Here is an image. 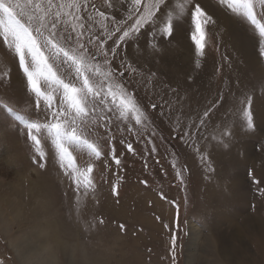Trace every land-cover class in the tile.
I'll return each instance as SVG.
<instances>
[{"label": "rangeland", "instance_id": "rangeland-1", "mask_svg": "<svg viewBox=\"0 0 264 264\" xmlns=\"http://www.w3.org/2000/svg\"><path fill=\"white\" fill-rule=\"evenodd\" d=\"M205 9L216 22L208 27V43L199 69L194 66L195 49L185 31L187 24L174 33V38L161 40L158 52L145 50L151 39L147 31L126 48L128 59L136 62L145 74L155 73L157 91L146 93L140 87L138 96L142 103L159 105V96L163 95L165 100L172 101L173 111L147 107L156 135L146 133L152 141L148 143L125 133L123 139L133 144L131 153L126 143L119 142L120 133H115L116 154L122 164L118 167L109 160L108 168L98 162L94 169L95 199L88 197L81 209L84 220H96L95 230L87 236L75 217L69 219L75 203L69 182L66 179L60 182L59 170L51 160L46 170L34 166L26 138L10 127V121L0 118V264H22L14 248L16 243L23 245V257L35 264L41 261L39 251L45 252L49 245L54 249V264H172L173 234L177 236L175 264H188L193 230L199 232L200 238L197 264H232L220 253L217 243L218 238L231 235L229 220L244 224L259 217L264 222V195L258 191L264 188V182L253 183V178L264 181V150L260 148L264 144V72L257 76L247 63L251 54L263 66L264 59L259 57L258 34L245 21L237 17L242 23L239 26L246 27L247 31L242 30L249 34L252 52L249 54L237 43L236 33L231 34L215 12ZM106 11L115 12L117 18L125 15V8L119 5ZM9 57L22 77V92L19 96L15 88L10 89L11 68L2 66L0 61V70L8 73L0 79V100L20 108L29 102L26 79L18 60ZM245 92L253 93L254 131L242 129L231 111ZM214 101L217 107L200 129L197 140H181L172 130L177 116L187 123L189 117L196 119ZM224 131L231 135L218 142ZM153 144L156 152L150 154ZM174 159L182 166L183 183L172 167ZM113 184H118L116 195L111 191ZM231 184L236 186L233 188ZM212 189L220 191L217 196ZM176 205H179L178 219ZM52 231L56 235L54 244L47 240V232ZM248 234L244 246L231 239L242 252L241 264L264 261L251 233ZM48 253H43V258Z\"/></svg>", "mask_w": 264, "mask_h": 264}, {"label": "snow or ice", "instance_id": "snow-or-ice-1", "mask_svg": "<svg viewBox=\"0 0 264 264\" xmlns=\"http://www.w3.org/2000/svg\"><path fill=\"white\" fill-rule=\"evenodd\" d=\"M217 2L258 34L259 57L264 59V0ZM117 5L125 8L121 18L106 11ZM215 22L200 0H0V49L18 60L29 97L20 108L0 100V118L10 121V127L26 138L34 166L46 170L51 160L59 170L60 182H69L75 196L69 219L75 217L85 236L96 228V220H84L81 209L88 197L95 199L97 163L102 162L105 168L109 160L118 167L122 164L116 154L115 133H120L119 142L126 143L131 153L133 144L123 139L125 133L148 143L152 141L145 134L151 131L152 136L156 135L147 107L173 111L172 101L163 95L159 96V105L142 103L140 87L146 93L157 91L155 73L145 74L128 59L126 48L147 31L151 39L145 50L158 52L161 40L174 38V33L187 24L185 31L195 49L194 66L199 69L208 43V27ZM7 75V71L0 70V79ZM169 91L174 93L175 89ZM252 103L253 93L245 92L231 109L240 127L248 131L255 128ZM216 107L214 101L196 119L189 117L187 123L177 116L172 130L181 140L196 141ZM230 135L222 132L218 142ZM260 148L264 150V144ZM196 151L200 153L199 147ZM154 152L153 144L150 154ZM200 159H204L202 153ZM172 167L183 183L182 166L174 159ZM262 182L253 178L257 185ZM117 189L118 184H113L114 195ZM258 191L264 195V188ZM176 210L178 219L179 205ZM99 223L103 224V219ZM176 243L173 234L172 264Z\"/></svg>", "mask_w": 264, "mask_h": 264}, {"label": "bare ground", "instance_id": "bare-ground-1", "mask_svg": "<svg viewBox=\"0 0 264 264\" xmlns=\"http://www.w3.org/2000/svg\"><path fill=\"white\" fill-rule=\"evenodd\" d=\"M201 2L204 4L205 8H208L209 11H212L213 13L215 12L217 14L218 19H220L221 23L224 26H226L225 28H227V30L231 34L234 33V32L236 33L235 36L237 38V43L239 44L241 49L247 54L252 53L251 52V45H250V42H249V39H248V35L249 34H248V32L246 33L244 31V30H246V27L244 28L242 26V28L244 29V30H242V28L239 26L241 22L237 19V17L233 16L227 9L219 6L217 0H213V2H212L213 4L210 2V0H200V3ZM0 53H1L0 61H1L2 66H5L6 68H11V73H10V78H9V85L12 88H10V89H14L15 88L16 91H18L16 93L20 96L21 92H22L21 86L23 85V81L21 79L22 77H20V73H18V71H16L14 69V65L12 63V60L9 57V55L7 54V52L5 51V49H0ZM247 63L252 68V70L255 71V74L257 76L259 75V73L261 74L262 72H264V66L261 63L258 62L257 58L254 55L251 54V56H249V58L247 59ZM234 186H236V185H234ZM234 186H233V188H234ZM48 187L51 188V190L54 189L53 186H51L50 184H48ZM48 187H47V189H48ZM236 191H237V188H236ZM214 192H215V194L217 196V193L220 192V191H218L217 193H216V191H214ZM214 192H212V193L214 194ZM219 195H220V193H219ZM237 197H239V196H237ZM219 198H221V197H219ZM219 198L217 197V199H219ZM215 203H217V202H215ZM1 209L2 208L0 206V220L2 219V211H1ZM241 211H242V209H241ZM225 217H223V218H225ZM229 217H226V218L229 219ZM256 217H258V215ZM258 218L257 219L256 218H254V219L251 218L252 220L250 222H249V219L247 218L248 220L244 224H239V222L235 223V222H233L234 219L231 218L229 220V222H231V223H229V226H228V227L232 228L231 235L230 236L224 235L221 238H218L217 243H218L219 251H221L220 253H222V255H224V256H227L232 261V264H241V260H239V255H242V252H241L240 248H238L239 246L238 247L234 246L237 242L233 245V242H231V239L234 240V241L239 240L240 241L239 243H241V245L244 246L245 243H246L245 242L246 233L248 234V232L251 233L250 235H252L251 236L252 239L255 240L256 248L258 250H260V255H261L260 257L264 260V222L262 221L263 219L261 220V219H258ZM236 219H237V217H236ZM251 228H252V230H251ZM255 233H256V236H255ZM198 234H199L198 231L193 230L192 235H191V239H190V242H189L190 255H189L188 264H195L197 262L196 260H198V250H199L198 247H199V244H200V241H199L200 238H198ZM47 236H48L47 240H50L53 244L56 242V238H55L56 235H55V233L53 231L51 233L47 232ZM43 238H42V241L45 242L44 240H46L47 237L45 236V239H43ZM50 246L51 245H49L48 248L45 247V249H44V251L46 250L45 252H47V251L49 252L48 254H46L47 257H45V258H43V253H45V252L39 251V254H40V255L38 254L40 256L39 260H41V261H39V263H37V264H54V257H55L54 254H53V250L54 249H52V247H50ZM22 247H23V245L20 244V243H16V245L14 246V248L16 249L15 251L17 253V256L20 258L22 264H35L32 261L26 260L23 257V252H24L23 248L24 247L23 248ZM32 252H33V250H32ZM49 254H50V257H48ZM260 257L258 259H260ZM240 259H242V258H240ZM228 263H229V261H228ZM249 263L250 264H259V263L260 264L261 263L264 264V261L257 260V261H250Z\"/></svg>", "mask_w": 264, "mask_h": 264}]
</instances>
